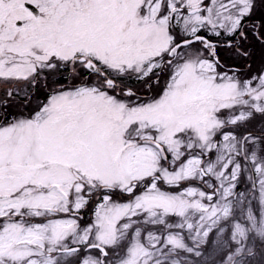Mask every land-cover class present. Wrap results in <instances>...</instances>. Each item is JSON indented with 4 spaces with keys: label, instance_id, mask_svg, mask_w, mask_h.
I'll return each instance as SVG.
<instances>
[{
    "label": "snow or ice",
    "instance_id": "obj_1",
    "mask_svg": "<svg viewBox=\"0 0 264 264\" xmlns=\"http://www.w3.org/2000/svg\"><path fill=\"white\" fill-rule=\"evenodd\" d=\"M0 264H264V0H0Z\"/></svg>",
    "mask_w": 264,
    "mask_h": 264
}]
</instances>
